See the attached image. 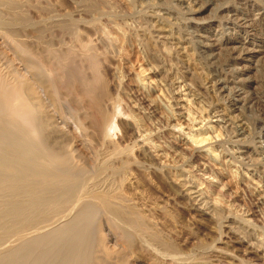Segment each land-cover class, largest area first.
<instances>
[{
  "label": "bare ground",
  "instance_id": "bare-ground-1",
  "mask_svg": "<svg viewBox=\"0 0 264 264\" xmlns=\"http://www.w3.org/2000/svg\"><path fill=\"white\" fill-rule=\"evenodd\" d=\"M187 1L197 2V0ZM13 2L7 3L4 0H0V30L6 31L7 38L16 46L15 50L21 53L20 55H22L23 60L21 62L25 65L24 69L27 70L26 72L32 74V80L36 78L33 81L43 84L44 87H49L58 93L57 96L64 95L63 97L68 100V106H71L70 111L72 115L74 118H79L80 122L82 121L85 132L88 133V138L92 144L94 142L93 153L90 152V155L94 156L92 165L88 166V160L84 162L88 157L83 160L84 164H79L75 155L78 150L72 149V145L66 142L62 144L56 143L58 137L65 138L61 134L63 129L60 130L58 128V122H54L52 114L47 111L52 110V107L45 110L46 105L43 104L45 101L42 103L41 99L39 100L36 95L37 93L34 92L35 90L31 85L32 83L26 82L25 79L23 80L18 76V72V75L13 76V79L11 78L12 81L4 78L0 73V264H93L95 260L94 253L96 251H94L95 244L93 246V240L96 237L93 238V235L95 227H97V219L104 212L120 221L119 225H117L118 222H115V228L122 240L126 241L125 243H134L138 238V233L140 242H144L147 239L141 238V241V234H146L151 242H157L160 236L155 232L147 231L149 229L143 224L144 217H142V214L141 218L136 209L132 208L131 205H127L128 201L123 194L121 195L117 187V177L129 170L131 166L151 171L150 174L153 176L163 178L173 193L179 198L187 200L195 211L202 213L204 216H211L213 218V216L221 214H225L228 217L233 215V209L240 207L242 200L236 197V194L233 197H229L228 191L230 188L223 184V177L226 176L232 179L234 175L233 173L231 177L230 173L232 174V172L229 170L230 173L226 172L228 162L224 160L225 151L217 150V148H221V145L224 144L222 143V136L218 131L224 119L216 121V124H212L211 116L207 117L206 120H202L200 119L202 117L198 118L196 116L197 112L196 114L194 113V103L196 102L194 101L199 93L194 91L195 87L193 88L191 84L184 85V82L179 85L178 91H182L183 88L188 86V89L185 88L188 93L182 95V92H180L181 96H183L182 99L179 98L182 103L181 111L183 112L184 110V113L172 112L174 124L168 123L165 126H161L159 122V125L156 123V125L147 128L141 121L147 115L150 118L154 117L155 111L153 110V104L150 103L151 101L149 102L146 98L148 96L145 97L138 94L142 92V95L143 91L144 94L147 91L146 81L141 79L142 76L141 78L136 76L137 81H135L137 85L134 86L135 88H130L128 83L130 80H128L127 74L129 70L127 73H124V76L115 75L117 76L115 77V86H117L120 92L123 91L124 98L120 94L119 98L116 97L114 99L101 72L102 63L108 60L107 54L110 53L108 52L110 51L108 50V45L113 48L117 43L114 37L111 38L108 35L107 32L109 31L104 29L105 32L100 31L103 29H96L97 46L100 44L107 47L108 53L100 52L98 49L100 45L98 47L94 46L95 44L92 45V41H89V44H84L83 42L78 43V45L76 43L78 45L77 48L74 43L75 47L63 48L64 50L62 51L55 50V45H53L52 41L44 39L42 31H38L40 30L39 28L37 30V28L35 29L32 25L28 24V22L30 23L28 21L30 19L26 20L27 18L20 17L22 12L18 16L19 9L16 12L17 8L13 5ZM14 3L16 4V2ZM177 6L181 7V5ZM4 8L9 10L10 15L8 17H6L7 15L4 17V13L2 14ZM91 8L93 10L91 12H95V6H91ZM243 8L245 13L242 14L240 21L241 26L243 25L242 27L244 28V44H242L241 49H238L235 45L232 46L228 42L229 39L225 37L230 28H233L234 31L236 30L237 27H235L234 23L236 20H239L238 14H233V11L222 8L219 11L223 13V16L226 14L224 17L225 21H220L216 26L218 31L222 33L219 36L215 34L207 37H213L215 40L206 44L205 41H198V38L195 37V32H192L193 30L190 31L192 26L188 28L186 26L190 43L195 44L197 41L196 43L199 42V45L201 44L197 48L198 50H202L199 51L200 54L206 52V50H203L204 47L209 48L214 46L220 50H226L229 53L230 66H234L235 63L238 65L240 57L247 61L258 56L257 54L253 55L256 49L253 50L255 46L264 54V0L246 2ZM20 11H22L21 7ZM100 13L102 14V12ZM124 19L126 20V17ZM126 25V27L130 26L128 23ZM14 26H18V31H14L16 30ZM68 29L66 26L63 28L65 31H68ZM193 29L195 30V28ZM143 34L144 37H148L147 33L143 32ZM75 39L79 40L77 37ZM38 44L43 46L41 51L38 50L41 52L40 54L35 52L37 50H34ZM195 45L197 46V44ZM118 46H116L117 51H119ZM18 57L20 58V56ZM262 57L264 58V56ZM234 71L237 76L239 73L240 75L243 73L239 69L238 74L236 69ZM216 78L218 79H215L213 89L220 96L226 94L225 96L223 95V98L226 97L224 106L227 109L238 108V110L242 109L245 111L250 100H248L249 97H245L246 91L244 92V89L240 88V84L230 81V78L229 80L221 79V76H217ZM234 78L237 77L235 76ZM161 92H163L162 88ZM53 95L49 96L51 100L50 104L57 102ZM121 100H123L122 103L125 102L127 108H131L135 113L128 114L123 109L117 112L116 106L117 104L121 105ZM60 107L62 108V106ZM150 110L153 111L151 112ZM216 113L218 112H214L215 115ZM138 115H141V120ZM124 116L127 118L125 119ZM120 122L125 125L124 139H120L124 140V144L129 140H133L131 142L133 146L129 145L130 143L123 145L120 142H116L115 137L117 136ZM25 123L27 124L26 126L24 125ZM147 124L150 125V123ZM257 127L261 132V139H264V119L259 121ZM65 134L67 135V133ZM134 148L141 150L143 158L131 160L133 155L131 151ZM261 149L264 152V144H261ZM218 151L219 153H217ZM84 157L82 158L84 159ZM246 176L248 175H244V177ZM248 184L243 185L244 191L248 189ZM227 197H229L228 202L225 200ZM106 213L105 215H107ZM234 216L237 215L234 214ZM234 218L236 219L237 217ZM253 218V216L241 218L240 224L254 228L257 224H255L256 221ZM115 219L111 218V220ZM149 227L151 228V225ZM153 228L156 227L153 226ZM141 237L143 236L141 235ZM11 239H14L16 244L7 246L8 248L6 247L5 249L6 243L11 242ZM256 241L253 243L256 246L255 248H258V251L261 249L264 252L263 240L261 242L260 240ZM146 242L145 244L147 245ZM174 244L173 242L160 241L157 245L160 247V253L169 259L170 264L201 263L200 259V263L196 261L198 258L195 259L194 253L196 252H191L192 255L194 254L193 256L185 254V252L182 254L181 251L178 252L179 248L177 247V249ZM197 248L201 249L200 246ZM207 250L209 251L210 249L208 248ZM192 259L193 262L191 261ZM194 261L196 262L194 263ZM202 261L206 262L207 260L205 261L204 258ZM169 263L167 262V264Z\"/></svg>",
  "mask_w": 264,
  "mask_h": 264
},
{
  "label": "rangeland",
  "instance_id": "rangeland-1",
  "mask_svg": "<svg viewBox=\"0 0 264 264\" xmlns=\"http://www.w3.org/2000/svg\"><path fill=\"white\" fill-rule=\"evenodd\" d=\"M11 1L16 2V4L13 2V5L17 8L16 12L19 9L18 16L21 12L24 13H21L22 16L20 14V17L25 19L27 18L26 20L30 19L28 20L30 23L27 21L28 24L32 25V27L35 29L37 28V30L39 28L40 30L38 31H42L44 39L52 41L53 45H55V50L62 51L67 47H75V45L77 48L80 43L84 42V44H89V41L93 42H91L92 45L95 44L94 46H97V30L103 29L100 31H109L107 32L108 35L111 38L114 37L117 43L113 48L111 46L109 47L108 45V50H110L108 52L110 53L107 52V47L100 44L99 45L101 47L99 45V47L97 46L100 52L108 53V60L106 59L107 61H103L101 72L104 79L106 80V84L110 88L114 99H116V97L119 98L120 94L121 97H123V91L120 92L117 89V86H115V77L118 75L124 76V73H127L129 70L127 74L129 77L128 80H130V82L128 81V83L130 88H135L134 86L137 85V78L135 77L139 76L141 78L142 76L141 79L146 81L145 84L147 91L145 94L144 91L142 95V92H139L138 94H140V96H148L146 98L149 102L151 101L150 103L153 104V110L155 111L154 117L150 118V116L147 115L143 118V121H141V123L147 128L151 127L152 125H156V123L159 125V122L161 126H165V124L168 123L174 124L175 122L173 121V113H184V110L183 112L181 111L182 103L179 98L182 99L183 96H181L180 92H182V95L188 93V91L186 92L185 90V88L188 89V86L183 88L182 91H178L179 85L184 82V85L191 84L193 88L195 87V90H193L199 93V98L197 96L194 101L196 102L194 103V113L196 114L197 112L196 116H198V118L202 117L200 118L202 120H206L207 117L211 116L212 124H216V121H222V119H224V122L218 129L222 136V143L224 144L221 145V148H217V150L219 149V151H225L224 160L228 162L226 172H232V174L230 173L231 177L233 173L235 176L233 175L232 179H229L226 176L223 177V184L225 186L227 185V187L229 186L228 188H230L228 191L229 197H233V195L236 194L235 196L242 200L241 206L233 209V215L231 217H228L227 215L226 217L225 214H221L219 216L212 215L214 219L211 216H204L202 213L195 211L187 200L179 198L175 193H173V191H171L166 185L163 178H159L155 175L153 176L150 174L151 171L139 169L135 166H131L129 170L123 172L117 177V187L121 195L123 194V196L128 201L127 205H131L132 208L136 209L137 212H139L140 217L142 214V217H144L143 224H145L146 228L149 229L147 230L148 232L152 231L153 233H157V235L160 236L159 240L161 242L164 241L175 243L174 245L176 248H179L178 252L181 251L182 254H184V252L185 254L191 256L195 254L194 256L195 259L198 258L196 259L198 263H200V259V264H264V252L261 251V249L258 251V248L256 249V246L253 244L257 242L256 240H260V242L263 240L262 243H264V152L261 149V144H264V139H261V132L257 127L259 121L264 119V58L262 57L264 54L261 52V50H259V48H257V46L254 48L252 47L253 50L256 48L253 55H258L253 57L254 60L251 59L252 61H246L240 57L238 59V65L235 63L234 66H230L228 57L229 53L226 50H220L218 47L214 46L209 48L204 47L203 50H206V52L204 54H200L199 51L202 50H198L197 48H199L201 44L199 45V42L196 43L197 41L195 42L197 46L194 43L191 44L190 38L187 36L188 34L186 32V28L192 26L190 31L193 30L192 32H195V37L198 38V41H205L206 44L214 41L215 38L207 37L215 34L219 36L222 33L221 31H218L216 26L220 21H225L224 17L226 14L223 16V13H221L219 10L220 8L224 10L228 9L233 11V14H238L239 20H236L234 23L235 27H237L236 30L234 31L233 28H230L225 37L229 39L228 42L231 43L232 46L235 45L238 49H241L242 44H244V28L242 27L243 25L241 26L240 21L242 14L245 13L243 6L245 7L246 2L253 0H197L196 3L187 0ZM11 1L4 0V2L7 3H11ZM177 5H181L182 8ZM19 6L21 7L22 11H20ZM91 6H95V12H91L93 11ZM4 11H6L7 14H5L6 12ZM100 12H102V14ZM3 13L4 17L6 15V17L10 15L7 8H4L2 14ZM125 17L126 20L124 19ZM191 17H193V19H191ZM127 23L130 24V26L126 27ZM71 24L72 26L70 27ZM64 26L69 28L68 31L63 30ZM14 28L16 30H14ZM14 28V31H18L19 29L18 26H14ZM193 28H195V30ZM100 31L98 32L101 34ZM5 32V30H0L1 75L4 78H7L9 81H12L13 76L18 75L19 73L18 76H20L23 80L25 79L26 82L32 83L31 85L35 90L34 92L37 93L36 95L39 100L41 99L40 101H42V103L45 101V103H43L46 105H43L45 106V110L52 107V110L50 109L47 111L52 114V120H55L54 122L56 123L58 122V128H60V130L63 129L61 134H63L65 138L58 137L57 142H55L57 144H62L64 142L69 143L73 146H71L72 149L78 150V152H76L79 154L76 153L75 155L77 156V162H79V164H84V162L87 160L89 161V158L92 156L90 155V152L93 153L94 142L92 144L91 140L88 138V133L85 132L82 121L80 122L79 118H74L70 111L71 106H68L69 102L65 97H63L64 95H58V97V93L54 92L49 87H44L43 84L33 81L36 80V78L32 80V74L26 72L27 70L24 69L25 65L22 64L23 62H21L23 61L21 57L22 55H20L21 53H18L17 50H15L16 46L12 41L10 42ZM143 32L147 33L148 37H144ZM74 37H77L79 40H76ZM76 43L79 44L77 45ZM116 46H118L119 51L121 50V53L117 51ZM42 47L43 46L40 44H38V46L36 45L34 50L37 51L35 52L40 54ZM260 55L261 57H259ZM18 56H20V58ZM207 58L209 59L207 60ZM235 69L237 70V74L238 69L243 73H241V75L239 73L237 76L236 72L234 71ZM217 76H221V79L229 80L230 78V81L238 82L240 84V88L244 89V92L246 91L245 97H249L248 100H250V103L245 111L242 109L238 110V108L227 109L224 106L226 97L223 98V95L225 96L226 94L220 96L216 90L213 89L215 79H218L216 78ZM235 76L238 78V80L237 78H234ZM37 86H40L43 89ZM161 88L163 92L160 93ZM138 94L137 96L140 97ZM52 95L57 101L54 104L52 103L53 105L50 104L51 100L49 97ZM48 98L50 101L47 100ZM46 100L49 102V104H47ZM122 101L123 100L120 102L121 105L117 104L116 106L117 112H120L121 109H123L125 112L127 111L128 114L135 113V111H132L131 108H127L125 106V102L122 103ZM47 105L51 106L48 107ZM60 106H62V108ZM153 110L150 111L152 112ZM216 111L218 113L215 115L214 112ZM140 116L141 115H138V117ZM124 118L126 119L127 117L124 116ZM147 123H150V125ZM24 125L26 126L27 124L25 123ZM122 125L123 127H121ZM124 128L125 125L121 123L119 125L117 136L115 137L117 140L116 142H120L123 145L128 143H130L129 145H132L133 143L131 142H133V140H127L128 142H125L126 144L123 142V136L125 135ZM64 133H67V135H64ZM86 139H89L90 141H87ZM88 146H90V151ZM134 149L131 151V153L133 152L131 160L133 161L135 159H141V157L143 158V154L141 155V150H137V148ZM229 150L232 151L230 152ZM219 151L217 153H219ZM93 156L91 157L92 159L90 158L89 162L87 161L88 166L93 164ZM82 157H84V159ZM87 157L88 159L85 160ZM83 160L85 161L83 162ZM244 175H248L246 176L247 178L244 177ZM244 183H249L248 189L245 191L243 190V185H245ZM229 197H227L228 199H225L226 202L229 201ZM105 213L106 212L99 215V218L96 222L97 227L95 228L98 230L95 229L94 232L96 234L94 233L93 235V238L96 237L93 240V246L95 244L94 251L96 250L94 253L95 260L93 264H167V262H170L169 259L167 257L165 258V256L159 251L160 247L157 245L160 241L158 240V243L156 241L151 242L146 234H141L143 237L140 235V240L142 241L141 238L144 240L147 238V242H140L138 233V238L134 243H132L133 245L130 242L125 243L126 241L122 240L117 229L115 228V222H118L117 225H119L120 221L115 219L113 216H110L108 213L105 215ZM234 214L237 216H234ZM247 216L254 217L253 219L256 221L255 224H257L256 227H251V229L244 224H240L241 218H247ZM110 217L116 221L111 220ZM234 217H237L236 219L238 220H236ZM150 225L151 228L149 227ZM152 225L157 229L153 228ZM129 230L132 232L131 229ZM248 231L250 235H248ZM7 243L4 247L5 249L7 246H13L16 244L14 239H11V242ZM250 244L251 246H249ZM131 245L135 246L133 247L134 249ZM205 245L208 246L210 249L209 251ZM199 246L201 248L200 250L197 248ZM203 246L204 249L202 250ZM191 252H196L197 255L196 253L192 255ZM204 258L205 261L207 260L208 262L202 261ZM193 259L191 260L192 262ZM196 261H194V263Z\"/></svg>",
  "mask_w": 264,
  "mask_h": 264
}]
</instances>
